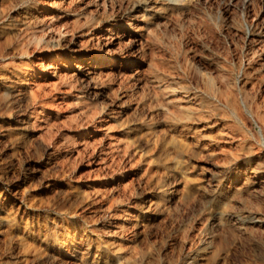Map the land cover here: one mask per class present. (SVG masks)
Instances as JSON below:
<instances>
[{
  "label": "rangeland",
  "instance_id": "obj_1",
  "mask_svg": "<svg viewBox=\"0 0 264 264\" xmlns=\"http://www.w3.org/2000/svg\"><path fill=\"white\" fill-rule=\"evenodd\" d=\"M0 264H264V0H0Z\"/></svg>",
  "mask_w": 264,
  "mask_h": 264
},
{
  "label": "bare ground",
  "instance_id": "obj_2",
  "mask_svg": "<svg viewBox=\"0 0 264 264\" xmlns=\"http://www.w3.org/2000/svg\"><path fill=\"white\" fill-rule=\"evenodd\" d=\"M27 1V0H26ZM22 15V14H21ZM52 17V16H51ZM38 19V18H37ZM33 21V20H32ZM119 28V26L117 27ZM49 29V28H48ZM122 29V28H121ZM116 30V29H115ZM47 31V30H45ZM117 32V31H116ZM115 32V33H116ZM122 34V33H121ZM28 36V35H27ZM116 36V35H115ZM121 37L120 36H117L116 38H119ZM63 39V38H62ZM61 39V36L59 37H53V36H49L45 33L41 34L40 35H37V32H34L32 33L30 36H28L27 40H25V42L23 43V48L21 49V54H20V57H32L34 54L37 55V52L43 56L41 59H45V57H47V60L48 61H51V60H57L58 58L61 57V54L62 53H59V51L61 50V48L63 47L62 46V42L63 40ZM135 40V39H134ZM133 39L132 41H130V38H128V40L126 42H124V47L128 48V46L130 45V43H133L135 42ZM118 41V40H117ZM107 44V43H106ZM30 45H33V49L30 50L29 49V46ZM77 45V44H76ZM120 45V44H119ZM132 45V44H131ZM51 48L50 49V52H48L46 55H45V49L47 48ZM104 47V46H103ZM37 48H39V51H37ZM66 48V47H65ZM130 48V47H129ZM68 51H73L75 53V59L76 60H79L80 59H89V60H92L95 62L96 66L94 67V73H96L98 70H103L105 67L109 66V65H112L113 62H115V57L112 56L110 54V52L108 50H105V51H102L100 49V56H97L95 55L94 58H91L90 57V53L82 48L78 49V50H74L72 48H68ZM112 52V51H111ZM93 54V53H92ZM118 58V57H117ZM36 61H37V58H35ZM40 60V59H38ZM33 65L35 68H42V64L39 62H33ZM84 68V67H83ZM43 70V69H42ZM41 72H44L42 71ZM87 72V71H86ZM93 72V71H92ZM8 75V74H6ZM26 82V81H25ZM14 84V83H13ZM37 88V86H35ZM21 93V92H20ZM30 96L36 100L37 99V96L35 95V93H33L32 91L30 92ZM94 97H96V95H94ZM48 103V102H47ZM37 105V104H36ZM31 110V109H30ZM38 122V121H37ZM93 133H96L97 131L96 130H93L92 131ZM87 131H78L77 134H76V140H80L82 138H89V136L87 135Z\"/></svg>",
  "mask_w": 264,
  "mask_h": 264
}]
</instances>
